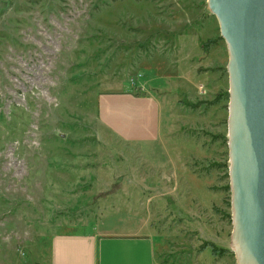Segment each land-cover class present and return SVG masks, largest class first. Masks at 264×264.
Returning a JSON list of instances; mask_svg holds the SVG:
<instances>
[{"label":"rangeland","instance_id":"1","mask_svg":"<svg viewBox=\"0 0 264 264\" xmlns=\"http://www.w3.org/2000/svg\"><path fill=\"white\" fill-rule=\"evenodd\" d=\"M229 59L209 0H0V264L108 220L146 225L158 264H239ZM120 92L162 102L154 143L101 123Z\"/></svg>","mask_w":264,"mask_h":264},{"label":"water","instance_id":"2","mask_svg":"<svg viewBox=\"0 0 264 264\" xmlns=\"http://www.w3.org/2000/svg\"><path fill=\"white\" fill-rule=\"evenodd\" d=\"M230 59L229 151L239 264H264V0H209Z\"/></svg>","mask_w":264,"mask_h":264},{"label":"crops","instance_id":"3","mask_svg":"<svg viewBox=\"0 0 264 264\" xmlns=\"http://www.w3.org/2000/svg\"><path fill=\"white\" fill-rule=\"evenodd\" d=\"M100 121L127 143H154L162 134V102L131 92L102 94ZM157 247L146 225L100 221L88 231L52 235L48 264H158Z\"/></svg>","mask_w":264,"mask_h":264},{"label":"trees","instance_id":"4","mask_svg":"<svg viewBox=\"0 0 264 264\" xmlns=\"http://www.w3.org/2000/svg\"><path fill=\"white\" fill-rule=\"evenodd\" d=\"M206 46H207V45H206ZM205 247H206V246H205ZM205 247H204V248H205Z\"/></svg>","mask_w":264,"mask_h":264}]
</instances>
